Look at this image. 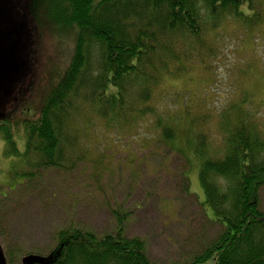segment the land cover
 <instances>
[{
  "label": "trees",
  "instance_id": "trees-1",
  "mask_svg": "<svg viewBox=\"0 0 264 264\" xmlns=\"http://www.w3.org/2000/svg\"><path fill=\"white\" fill-rule=\"evenodd\" d=\"M263 1L47 0L39 17L61 31L63 26L74 31L75 46L39 119L25 125L24 153L17 148L10 123L0 120L10 153L26 159L30 172L23 176L31 179L35 168L88 161L96 148L89 142L103 130L111 131V142L125 143L130 152L134 146L147 148L151 139L138 141L142 121L156 117L159 145L182 156L188 166L192 156L200 162L205 201L197 202L223 227L220 236L186 264H264V128L253 118L260 106L244 94L240 103L204 113L193 107L197 94L185 89L189 103L157 109L158 98L171 97L163 87L167 82L210 69L225 26L244 27V43H253V33L264 26ZM217 138L222 148L213 150ZM188 173L184 169L179 174L181 189L193 196ZM39 257L43 263L36 264H156L143 239L126 236L120 215L116 232L99 237L76 228L63 230L57 246Z\"/></svg>",
  "mask_w": 264,
  "mask_h": 264
},
{
  "label": "rangeland",
  "instance_id": "rangeland-1",
  "mask_svg": "<svg viewBox=\"0 0 264 264\" xmlns=\"http://www.w3.org/2000/svg\"><path fill=\"white\" fill-rule=\"evenodd\" d=\"M47 3L0 0V120L10 123L22 153L25 125L39 119L75 46L74 31L65 26L61 31L39 17ZM234 30L237 34H232ZM220 35L224 38L209 60L210 69L167 82L163 87L171 97L158 98L157 109L187 103L185 89L197 94L194 109L209 114L240 103L246 94L260 106L253 118L264 128V26L253 33L250 44L244 43L248 32L241 26H225ZM155 120L142 121L145 127L138 141L151 139L147 148L134 146L130 152L125 143L111 142V131L104 133L103 123H98L103 131L89 142L96 148L88 161L59 169L35 168L31 179L23 176L30 172L26 159L10 153L0 134V250L8 264H22L30 254L47 256L63 230L76 228L99 237L114 233L119 215L126 236L143 239L156 264L190 263L216 240L223 227L211 221L212 213L207 216L197 202L205 201L200 162L192 156L188 166L182 156L159 145ZM216 121L213 116L212 124ZM221 148L217 138L213 150ZM184 169L189 171L193 196L181 189L179 174ZM260 209L264 211V188Z\"/></svg>",
  "mask_w": 264,
  "mask_h": 264
},
{
  "label": "water",
  "instance_id": "water-1",
  "mask_svg": "<svg viewBox=\"0 0 264 264\" xmlns=\"http://www.w3.org/2000/svg\"><path fill=\"white\" fill-rule=\"evenodd\" d=\"M43 263V259L37 255H29L23 260V264ZM0 264H5L3 252L0 250Z\"/></svg>",
  "mask_w": 264,
  "mask_h": 264
},
{
  "label": "flooded vegetation",
  "instance_id": "flooded-vegetation-1",
  "mask_svg": "<svg viewBox=\"0 0 264 264\" xmlns=\"http://www.w3.org/2000/svg\"><path fill=\"white\" fill-rule=\"evenodd\" d=\"M0 249H1V245H0ZM3 254H4L3 257H4L5 264H8V261L6 259L5 253L3 252ZM30 255H32V254H30ZM27 256H29V255H27ZM27 256H25V257L22 258V264H23L24 258H26ZM37 256H40V255H37Z\"/></svg>",
  "mask_w": 264,
  "mask_h": 264
}]
</instances>
